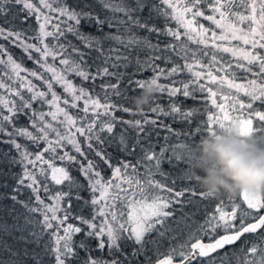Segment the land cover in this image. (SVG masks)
<instances>
[{
  "label": "trees",
  "instance_id": "1",
  "mask_svg": "<svg viewBox=\"0 0 264 264\" xmlns=\"http://www.w3.org/2000/svg\"><path fill=\"white\" fill-rule=\"evenodd\" d=\"M31 1L40 5V0ZM178 1L186 9L187 18L200 22H208V16L219 11L248 25L256 18L249 0ZM47 3L51 4L48 12L53 23L47 34L42 35L37 12L28 0H0V88L9 87L2 89L8 106L0 96V264H89L90 259L94 264H153L151 254L155 248L147 242L138 243L127 234H122L120 242L114 245L97 246L89 242L92 253L89 258L86 248L77 247L75 255L64 262H58L55 251L45 252L35 242L34 234L43 227L34 226L39 225L38 219L20 206L21 200L30 197L29 193L20 195L17 183L22 173L21 158L28 153L35 156L40 151L37 134L32 130L49 121L41 117L47 111V100L42 94L48 98L50 90L61 93L70 112L80 119L84 136L80 134L79 139L89 162L98 165L106 158L127 167L126 174L136 183L154 173L135 157L141 151L149 148L166 151L185 141L204 148L201 142L206 106L194 99L183 101L180 95L172 97L166 87L182 77L179 74L184 64L205 62L216 69L219 66L230 76L240 69L228 62L224 53L200 43L192 29L176 15V7L165 0H48ZM116 5L120 8H111ZM11 60L27 71L28 78H16ZM249 68L248 75L260 72L256 67ZM57 69L68 74L78 88L107 103L104 108L107 110L94 113L80 105L76 111L72 109L71 99L54 77ZM172 69L177 74L169 73L174 72ZM37 92L42 93L41 97L34 98L33 93ZM5 107L12 110L5 111ZM105 122L113 126L111 132L103 126ZM29 132L34 138L25 140L24 134ZM22 153L25 154L21 156ZM59 156L55 153L53 158L60 160ZM69 168L75 172L73 166ZM251 169H264V163L245 167L237 182L230 183L233 186L224 185L228 180L212 176L216 173L211 177L199 173L196 178H172L168 168L163 173L168 185L176 180L173 186L178 191L191 189L201 193L212 189L214 196L219 197L227 186L232 189L234 200L240 202L242 178ZM190 197L185 192L178 202ZM114 201L115 205L110 202L106 205L111 221L118 224L112 216L123 218L121 209L125 204ZM192 212L187 210L183 219L190 228L197 229L195 238L221 234L212 224L204 223L213 221L210 212ZM189 227L184 228L189 230ZM252 242L257 241L252 239ZM187 243L168 245L179 253V246Z\"/></svg>",
  "mask_w": 264,
  "mask_h": 264
},
{
  "label": "rangeland",
  "instance_id": "2",
  "mask_svg": "<svg viewBox=\"0 0 264 264\" xmlns=\"http://www.w3.org/2000/svg\"><path fill=\"white\" fill-rule=\"evenodd\" d=\"M165 1L176 7V15L192 29L200 43L224 53L228 62L240 69L239 73L230 76L219 66L216 69L201 61L184 64L179 74L182 77L166 87L172 97L180 95L183 101L194 99L206 106L201 142L204 148L185 141L168 147L166 151L154 148L141 151L135 157L157 176L153 173L136 183L126 174L127 167L122 168L106 158L98 165L89 162L79 139L80 134L84 136L79 127L80 119L70 112L61 93L50 90L48 98L45 93H33L34 98L42 94L47 100V111L41 117L49 121L32 130L34 135L37 134L40 151L35 156L28 153L27 157L21 158L23 165L17 190L20 195L29 193L30 198L21 200L20 206L38 219L39 225L34 226L43 227L34 234L35 242H39L45 252L55 251L58 262L73 257L77 247L86 248L89 258L92 255L89 242L97 246L114 245L120 242L122 234L131 235L138 243H150L155 248L151 254L153 262L162 257H172L176 261L180 252L173 251L168 243L186 241L190 244L195 241L197 232L183 219L187 210L210 212L217 223L216 228L220 226L223 230L243 228L245 221L255 216L252 210L234 200L233 191L227 186L237 182L245 167L264 163V0L248 1L249 7L254 9H251L252 15H256L250 25L234 21L223 11L210 14L208 22H200L187 18V11L178 0ZM47 2L40 0V5H35L28 0L37 12L42 35L47 34L53 23L52 14L48 12L51 4ZM111 8L119 9L120 6ZM10 66L16 78H28L27 71L17 63L11 60ZM249 67H256L260 72L253 71L252 76L248 75ZM172 70L174 72L169 73L177 74L175 69ZM53 73L62 85L63 93L71 99L69 105L73 106L72 109L76 111L80 105L83 110L94 113L107 110L104 109L107 103L88 90L78 88L61 69ZM4 88L9 87L1 86L0 96L8 106L2 91ZM9 109L12 107H5V111ZM103 126L108 132L113 128L109 122ZM29 133L24 134L25 140L33 137ZM119 136L121 134H117ZM55 153L60 154V160L53 158ZM165 168L169 169L172 178H196L199 173L211 177L216 173L212 176L228 180L224 184L227 186L219 197L214 196L212 189L201 193L191 189L178 191L173 186L177 183L175 179L171 180V185L165 180ZM255 170L259 173L260 197L264 203V169ZM224 173L226 177H223ZM185 192L190 193V199L178 202ZM115 199L125 204L121 209L123 218L112 216L119 225L111 221L106 205L107 202L115 205ZM232 211L236 212V217L229 221L227 215ZM186 226L189 230L184 228ZM91 260L88 263L94 264Z\"/></svg>",
  "mask_w": 264,
  "mask_h": 264
},
{
  "label": "flooded vegetation",
  "instance_id": "3",
  "mask_svg": "<svg viewBox=\"0 0 264 264\" xmlns=\"http://www.w3.org/2000/svg\"><path fill=\"white\" fill-rule=\"evenodd\" d=\"M251 170H255V169H251ZM256 172L258 173V171ZM242 182H241V185H242ZM258 182H259V173H258ZM241 185H240V190H241ZM259 186H260L259 192H258L259 199L257 202V206L255 207L245 206L240 196L239 203H242L245 206V208H247L248 210H252L255 214L253 218L245 221V225L243 228H231L230 230H225V229L223 230L219 226L218 230L221 231L220 235L216 237L210 235L208 237L202 236V237L195 238V241H193L192 243L190 244L187 243V244H183L179 246L180 257L176 259V261L173 260L172 257H168V258H171L173 262H177L178 264H206L207 262L211 264H219V263H222V264H240V263L241 264H264V203L260 197V190H261L260 182H259ZM240 190H239V194H240ZM232 212H234L235 215L232 220L228 219V215H227V219L229 221H233L236 217V212L235 211H232ZM257 222H259V224L257 225L256 228H253V229L248 228L250 224L257 223ZM204 223L212 224L214 228H216L217 226V223L215 221H212V222L204 221ZM236 232H241L236 242L232 244H227L223 246L222 248L214 250L205 255H202L199 252H197L194 259L188 261L187 263H183V261L191 255L193 251L192 249L193 243L200 241L202 243L207 244V243L213 242L214 240H216L219 236L223 234H231V233H236ZM252 239H256L257 242H252ZM240 241H242V243H239ZM188 247L190 248L188 249ZM254 249H256V251L252 252ZM162 258H167V257H162ZM157 261L153 262V264H156Z\"/></svg>",
  "mask_w": 264,
  "mask_h": 264
},
{
  "label": "water",
  "instance_id": "4",
  "mask_svg": "<svg viewBox=\"0 0 264 264\" xmlns=\"http://www.w3.org/2000/svg\"><path fill=\"white\" fill-rule=\"evenodd\" d=\"M259 182H258V173L255 170H250L246 174L240 190V196L245 206L247 207H255L257 206V202L259 199ZM235 213L230 212L228 214V219L232 220L234 218ZM259 222L250 224L248 226L249 229L256 228ZM241 232L231 233V234H223L219 236L216 240L210 243H202L200 241L192 244V253L189 257H187L183 263H187L188 261L195 258L197 252L202 255L208 254L214 250L220 249L227 244H232L236 242L240 236ZM156 264H178L177 262H173L171 258H161L157 261Z\"/></svg>",
  "mask_w": 264,
  "mask_h": 264
}]
</instances>
